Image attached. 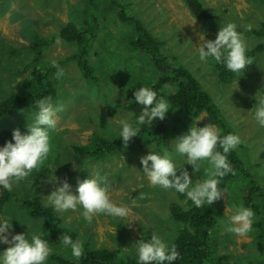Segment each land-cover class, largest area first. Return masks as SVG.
I'll use <instances>...</instances> for the list:
<instances>
[{"label":"rangeland","instance_id":"374dc122","mask_svg":"<svg viewBox=\"0 0 264 264\" xmlns=\"http://www.w3.org/2000/svg\"><path fill=\"white\" fill-rule=\"evenodd\" d=\"M117 1L164 43L163 53L189 69L211 95L233 134L241 138L242 143L235 150L246 161V169L252 171V178L258 179V185L264 191V127L255 119V106L264 100V53L254 64L247 66L241 77L237 75L231 82L219 78L211 57L206 61L199 57L203 39L214 41L220 28L228 23L237 25L247 50L263 42L262 38L249 34V31L260 28L264 23V0H201L214 16L210 22L196 19L185 0ZM73 21L78 26H86L87 33H97L89 54L90 63L95 68L91 80L83 76L75 62L66 61L78 51V46L63 40L59 32ZM133 34L134 27L121 22L117 11L107 7L99 11L87 8L85 0H0V98L26 93L24 83L31 79V71L38 69L46 76L45 81L52 82L55 92L51 96L53 103L63 107V111L57 114L56 129L50 132L52 151L49 158L39 171L15 186V195L45 200L64 181L71 185L73 194H78L79 181L91 178L95 172L106 175L110 198L118 206L128 207L129 216L121 219L101 214L89 224L82 215V207L76 211L56 213L84 242H91L94 248L120 249L126 257L138 255L136 243L141 239L150 241L152 232L170 246L180 230L185 228L183 223L171 217V204L179 203L188 208V204L193 203L186 194L150 186L143 173L141 157L152 151L159 154L167 151L178 167L183 166L186 157L174 152L173 141L188 133L194 123L198 127L214 124L206 114L192 118L180 110L169 109V133L164 147L144 141L136 144L132 138L127 148L123 144L112 155L83 159L75 153V146L87 145L95 135L106 141L123 142L120 137L122 120L136 126L133 113L125 109L127 93L134 94L151 80L153 74L145 65L149 56L145 53L139 56V52L133 51L126 42ZM52 37L55 41L48 48L45 45L41 47L43 51H39L42 54L32 49L31 44L34 46L38 42L36 38ZM58 37L59 44L56 42ZM53 60L65 73L59 80L56 78L57 68L51 66ZM61 61L65 62L60 64ZM133 76L134 82L130 84ZM110 107L117 108L115 114H108ZM37 111L25 107L11 118L0 119V131L28 129ZM217 130L220 133L218 127ZM207 167L208 163L204 162L195 172L192 165H184L193 184L207 178ZM52 175L58 178L59 183H49ZM244 180L241 178L229 183L222 190V198L213 203L219 206L214 208L217 226L211 232L209 245L213 252L228 255V264H264V246L254 228L255 215L253 230L247 237H238L226 230L234 214V206L243 204L246 207L243 198L249 184ZM142 193L144 198H141ZM0 219H8L12 223L11 235L25 234L30 240L33 232L41 236L48 233L43 219L32 217L25 207L15 202L3 206ZM10 246L0 242V255ZM51 248L53 253L47 264H57L52 259L56 253L73 256L69 248Z\"/></svg>","mask_w":264,"mask_h":264},{"label":"clouds","instance_id":"9594fccd","mask_svg":"<svg viewBox=\"0 0 264 264\" xmlns=\"http://www.w3.org/2000/svg\"><path fill=\"white\" fill-rule=\"evenodd\" d=\"M248 28L250 30L251 26ZM56 42L60 43L59 37ZM247 51L245 40L237 31V25L228 23L220 28L214 41L203 39L199 57L202 61L209 57L214 58L215 62L241 77L247 66L252 64ZM51 66L57 68L56 78L58 80L63 78L64 70L55 60L51 61ZM134 96L135 101L143 106L138 124L143 125L145 122L151 124L157 118L165 119L169 104L163 98L158 99L154 90L142 87ZM37 108L38 111L33 114V122L28 124L27 134H22L17 128L12 135L14 143L8 141L5 146L0 147V187L8 192H12L19 182L27 180L34 171H39L52 151L50 132L56 129L57 114L63 111V107L54 104L50 97H45L37 101ZM255 119L264 127V100H260L255 106ZM120 124V137L127 148L129 141L138 135L139 129L133 127L127 120L120 121ZM173 142L174 152L186 157L185 164L192 165L195 172L201 169L204 162L208 163L209 167L205 168L207 178L193 184L189 171L184 168L185 164L178 167L167 151L163 154L152 151L141 157L143 173L150 186L186 194L196 207H202L204 204L213 205L219 201L224 192L219 188L218 178L222 179L229 173L234 174L227 154L242 143L241 138L236 134L221 136L216 125L211 123L204 127H198L194 123L188 133ZM220 148L222 152L218 150ZM107 180L106 175L95 172L91 178L78 182L76 188L78 194H73L71 185L64 181L62 186L56 187L46 196L44 207H53L55 211L61 213L76 211L78 207H82V215L89 224L94 217L101 214L113 218H126L130 214V209L118 206L112 201L106 186ZM49 183H59L58 178L55 175L50 176ZM144 195L142 193L141 198H144ZM254 215L250 207L243 204L235 205L234 214L231 215L226 230L238 237H247L253 230ZM0 222H2L0 242L12 245L0 255V264H47L53 249L46 239L35 232L31 234L30 240L25 234L11 235L12 223L8 219H0ZM61 244L69 248L75 258L79 259L83 255L84 247L80 239L74 240L71 236L64 235ZM136 248L140 264L165 262L172 264L180 257L176 246L174 244L169 246L155 232H152L150 241L145 242L144 239L138 241Z\"/></svg>","mask_w":264,"mask_h":264},{"label":"trees","instance_id":"16d2710c","mask_svg":"<svg viewBox=\"0 0 264 264\" xmlns=\"http://www.w3.org/2000/svg\"><path fill=\"white\" fill-rule=\"evenodd\" d=\"M87 8L91 7L99 11L103 7L109 8L111 11L118 12V19L126 24L134 27V34L126 40L133 51H138L139 56L145 53L149 56L145 65L152 70V78L148 83L141 87H148L157 93V98L165 99L169 104L170 110H180L185 115L192 118H198L203 114L210 117L213 123L221 130L220 135L225 136L233 134L229 124L221 116L211 95L203 88L199 80L186 67L176 63L173 58L163 53L164 43L155 37L137 17L131 15L123 4L117 0H85ZM185 3L193 16L203 22H210L214 16L203 5L201 0H185ZM86 26H78L77 22L68 23L64 26L59 36L78 46V51L69 56L66 61H73L81 70L83 76L91 80L95 73L94 66L90 63L89 54L93 41L96 39L97 33H87ZM249 34L256 35L264 40V23L260 28L252 29ZM38 42L31 44L35 52L42 54L43 46L47 48L53 43L52 39L36 38ZM124 40V39H123ZM46 41V42H45ZM45 42V43H44ZM29 47V46H27ZM30 48V47H29ZM42 50V51H39ZM264 53V41L251 50L247 51V55L254 64L258 56ZM212 64L219 78L224 82H231L237 74L227 70L222 64L215 62L212 58ZM65 61H61L63 64ZM145 70V69H144ZM31 79L25 81L24 87L26 93L9 94L5 99L0 98V119L11 118L17 111L25 107L37 108V101L45 97L54 95L52 82L45 81L46 76L38 72V69L31 71ZM134 82V76L130 80V84ZM147 85V86H146ZM127 101L125 109L132 112L136 120L135 128H138V135L133 137L136 144L144 143L156 144L164 147L169 127L167 123L168 114L165 119L157 118L153 123L138 124V117L143 110V106L135 101L134 94L127 93ZM117 108L110 107L109 115L115 114ZM17 129V128H15ZM15 129H5L0 131V147L6 145L8 141H12L13 131ZM22 134H27L28 129L19 128ZM122 140V139H121ZM122 141H106L100 136H93L87 145L75 146V153L81 158H99L115 154L123 146ZM222 152V148L218 149ZM227 159L231 164L234 174L229 173L220 179L219 188L225 190L228 184L245 179L249 184L247 195L243 198L246 207H250L255 216L254 228L258 231L257 238L264 246V191L258 185L257 178H252L250 170L246 169V161L241 154L233 150L227 154ZM34 171L31 175H33ZM15 186L12 192L0 187L1 202L0 214L3 206L8 202H15L25 207L34 218H41L45 222V228L48 233L42 235L51 247L62 246L61 238L64 235L71 236L74 240L80 239V236L70 230L63 220L58 216L53 207H44L45 200L41 197L22 198L15 195ZM219 206V205H217ZM216 205L204 204L202 207H196L193 203L188 204V208H184L179 203H173L170 206V214L176 221L183 223L185 228L181 229L177 238L171 245H175L180 257L172 262V264H228L229 256L226 254L219 255L213 252L209 245L211 232L217 226L216 218L213 214ZM81 240V239H80ZM83 242V255L77 259L74 256L69 257L62 254H53L52 259L57 264H140L138 255L124 256L120 249L94 248L91 242ZM170 245V246H171ZM70 251V249H69ZM71 252V251H70ZM167 264V262H165Z\"/></svg>","mask_w":264,"mask_h":264}]
</instances>
